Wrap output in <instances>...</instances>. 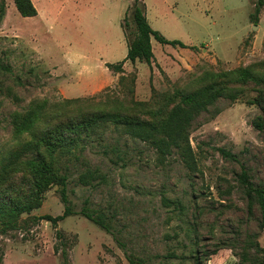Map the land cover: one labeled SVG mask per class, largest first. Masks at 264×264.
Here are the masks:
<instances>
[{
  "label": "rangeland",
  "instance_id": "obj_1",
  "mask_svg": "<svg viewBox=\"0 0 264 264\" xmlns=\"http://www.w3.org/2000/svg\"><path fill=\"white\" fill-rule=\"evenodd\" d=\"M31 1L36 14L23 17L13 0H0V206L39 205L10 224L0 221V264H60L62 250L67 264H129L110 234L79 214L55 225L36 219L59 215L64 205L57 184L35 189L26 163L31 145L38 142L44 152L39 140L57 132L59 121L74 124L86 114L115 112L159 126L180 95L204 86L221 94L191 122L194 162L174 148L160 159L120 126L102 127L80 159L66 163L69 205L78 212L87 199L103 212L136 264H239L244 253V264L264 261V218L261 227L258 205L248 206L237 182L242 163L250 181L264 186V7L254 19L256 0H143L151 27L187 46L152 38L161 66L128 60L117 72L102 66L109 82L88 93L80 87L102 77L94 72L98 61L126 55L135 34L133 0ZM242 68L253 78H241ZM32 109L39 120L16 131ZM86 167L99 170L103 181L81 185L77 177ZM161 196L171 204L164 206ZM250 238L262 250L249 249Z\"/></svg>",
  "mask_w": 264,
  "mask_h": 264
},
{
  "label": "trees",
  "instance_id": "obj_2",
  "mask_svg": "<svg viewBox=\"0 0 264 264\" xmlns=\"http://www.w3.org/2000/svg\"><path fill=\"white\" fill-rule=\"evenodd\" d=\"M13 3L18 13L23 17L34 16L36 14V8L31 0H13ZM260 7H264V0H256L254 12L250 16L255 19V14H257ZM129 9L135 26V34L126 41L127 51L124 59L115 63H106L109 69H112L114 72L119 71L121 65L126 60L130 63H134L135 61L143 62L151 68L154 63L151 46L152 38L159 43L171 44L172 46H187L179 40L165 38L151 27L146 17V8L143 0H133ZM3 15L4 6L3 3H0V20ZM121 26L125 34L126 15L122 19ZM238 74L241 78H253L250 71L246 68L239 69ZM220 94L221 89L204 86L195 91L180 95L177 103L171 108L167 117L159 126L133 116L115 112H103L95 115L86 114L83 115V118L75 121L74 124L71 123L70 119L59 121L56 125L57 132H50L48 136H43L39 140L44 144V152L38 149V142L33 143L31 145L33 154L27 159L26 163L36 175L34 187L38 192L43 191L52 184L59 186L60 200L64 205V209L59 215L51 216L44 214L37 216L36 219H45L55 225L59 220H63L69 215L79 214L110 234L116 244L124 251L128 263L136 264V261L126 253L124 244L117 238L103 212L92 210L88 206L87 199H84L78 212H74L71 209L67 197L68 173L66 163L78 161L85 144L89 143L88 140L91 134L96 133L97 129L108 125L120 126L123 132L130 137L149 143L153 146L160 159L164 158L174 148L180 152V155L183 159H186V162L192 161L193 152L188 141L191 122L198 114L206 111L209 106L213 105ZM39 118L40 114L38 110L32 109L28 111L24 118L15 123L16 131L31 130ZM252 126L258 130L263 128L262 122L258 120L252 121ZM76 127L78 128L77 130L75 129ZM218 151L225 157L237 160L236 156L228 150L218 148ZM104 152L107 153L106 149H104ZM121 158L117 154L116 160H120ZM59 164L64 167V170L59 167ZM103 179L104 176L99 170L89 167H86L77 177L78 182L84 186H92L103 181ZM237 182L247 197L248 206L250 207L254 202L258 205L261 217L260 226L262 227V220L264 218V186L255 185L250 181L247 169L242 163H240V171L237 174ZM161 201L164 206L172 202V200L164 196H161ZM178 204L180 203L178 202ZM38 205L39 201L36 200L35 202L18 207L13 205L0 206V221L10 224L20 213L29 212ZM247 246L249 249L262 250L258 243L251 238L247 241ZM61 256L62 261L60 264H67L65 250H62ZM195 260H197L196 255ZM246 261H248V255L244 253L240 258L239 264H244ZM253 264H264V261H257Z\"/></svg>",
  "mask_w": 264,
  "mask_h": 264
},
{
  "label": "crops",
  "instance_id": "obj_3",
  "mask_svg": "<svg viewBox=\"0 0 264 264\" xmlns=\"http://www.w3.org/2000/svg\"><path fill=\"white\" fill-rule=\"evenodd\" d=\"M162 61H164V57H162ZM162 61H157L156 58H154V63L158 64L159 66L162 65L161 64ZM106 63L107 62H103L101 59L98 61V64H96L94 66V68L96 69V70L94 69L95 70L94 72H98L102 77L99 79H97V78L95 79V77H93V78H90L88 81H85L84 86L80 87V91H82V92L86 91L88 93H92L95 89L99 90L102 85L109 82L108 75H107L106 71L103 70V67H102V66H106ZM110 70L113 71L112 69H110Z\"/></svg>",
  "mask_w": 264,
  "mask_h": 264
}]
</instances>
